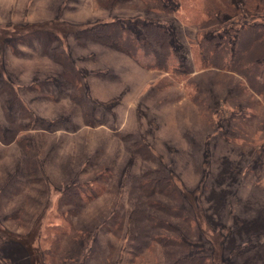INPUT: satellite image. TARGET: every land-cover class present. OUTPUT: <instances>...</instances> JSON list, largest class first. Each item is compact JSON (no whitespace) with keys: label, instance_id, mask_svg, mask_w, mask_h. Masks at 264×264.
<instances>
[{"label":"rangeland","instance_id":"1","mask_svg":"<svg viewBox=\"0 0 264 264\" xmlns=\"http://www.w3.org/2000/svg\"><path fill=\"white\" fill-rule=\"evenodd\" d=\"M115 2L0 0V264H157L155 241L128 259L119 231L135 207L130 176L145 171L168 179L161 201L190 218V249L207 264H264V95L197 48L264 22V0ZM109 20L163 24L182 71L99 40Z\"/></svg>","mask_w":264,"mask_h":264},{"label":"trees","instance_id":"2","mask_svg":"<svg viewBox=\"0 0 264 264\" xmlns=\"http://www.w3.org/2000/svg\"><path fill=\"white\" fill-rule=\"evenodd\" d=\"M130 1L116 0L115 4ZM148 1L160 10L173 9L164 0ZM179 8L182 9L180 15L190 16L191 19L200 14L195 5L180 4ZM214 22L211 18L205 21L206 25ZM96 37L101 41L115 43L146 67L161 68L175 74L182 71L179 54L172 46L168 30L161 23L146 20L131 30L118 21H104L99 24ZM197 48L199 60L207 68L239 75L249 90L264 95V22L245 23L209 36L201 35L197 38ZM78 99L82 101V96H78ZM18 101L23 104L21 100ZM6 134L13 135L14 129H7ZM140 151L144 155L148 152L146 147L134 144L133 152ZM74 186L76 184H71L69 188ZM126 188V194L135 206L127 224L119 227V231L127 228L124 253L128 259L144 249L147 241L153 240L157 245V264H207L202 255L190 249V218L181 207L161 201L172 199L173 191L168 179L156 172L151 174L145 171L141 175H131ZM108 244L112 246L111 241Z\"/></svg>","mask_w":264,"mask_h":264},{"label":"bare ground","instance_id":"3","mask_svg":"<svg viewBox=\"0 0 264 264\" xmlns=\"http://www.w3.org/2000/svg\"><path fill=\"white\" fill-rule=\"evenodd\" d=\"M251 220V219H250Z\"/></svg>","mask_w":264,"mask_h":264}]
</instances>
